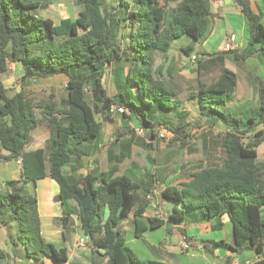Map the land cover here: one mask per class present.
I'll list each match as a JSON object with an SVG mask.
<instances>
[{
  "label": "trees",
  "instance_id": "obj_1",
  "mask_svg": "<svg viewBox=\"0 0 264 264\" xmlns=\"http://www.w3.org/2000/svg\"><path fill=\"white\" fill-rule=\"evenodd\" d=\"M238 3L247 21L249 44L259 43L258 52L264 56L263 17L249 0ZM78 4L76 20L57 21L40 13L41 1L0 0V144L8 152L0 156L22 163L20 179L0 182V226L16 229V238L7 239L13 256L22 247L27 257L37 261L48 258L60 264L69 259L68 247L45 239L39 200L29 190L49 176L59 184L63 200L76 201L84 235L94 246L106 249L105 264H163L141 259L120 230L130 216L137 237L146 230L139 220L155 196L152 184L143 187L125 174L110 180L108 172L93 171L74 180L66 168L73 163L78 145L101 135L99 118L112 121L118 115L111 111L115 105L124 108L120 115L138 120L137 128L152 141L165 139L157 119L162 113L178 112L183 100L155 78V54L169 51L184 35L202 39L210 30L211 0H120L114 7H107L104 0H79ZM118 60L127 63L123 78L128 88L111 95L106 76ZM10 63L22 69L20 89L12 95L1 78ZM196 71L200 115L226 126L223 158L220 163L201 164L188 181L161 189V198L172 204L167 220L178 224L228 215L234 243L211 244L236 253L251 249L260 255L264 251V161L258 148L264 143V129H255L264 126V81L255 115L244 117L231 106L237 74L226 66L224 52L199 53ZM57 74L68 79L67 95L59 101L52 96L41 109L27 95L26 84ZM166 118L170 124L166 128L179 134L180 128ZM44 120L50 128L49 141L30 150L33 131ZM127 131L131 129L118 130L116 140ZM187 136L178 135L176 140L186 145ZM140 188L148 202L139 205ZM66 214L61 218L65 227L70 213ZM147 218L152 228L166 222L156 216ZM10 256L0 245V264H8ZM252 264H264V259Z\"/></svg>",
  "mask_w": 264,
  "mask_h": 264
},
{
  "label": "crops",
  "instance_id": "obj_2",
  "mask_svg": "<svg viewBox=\"0 0 264 264\" xmlns=\"http://www.w3.org/2000/svg\"><path fill=\"white\" fill-rule=\"evenodd\" d=\"M24 1H41L42 5L39 8L40 13L45 17L55 18L57 21L65 19L63 17L66 14L68 15L66 18L72 20H76L77 18L75 7H79V0ZM249 1L253 10L261 14L264 21V0ZM211 10L210 30L202 39L195 41L191 37L184 35L173 43L169 51L157 52L155 54V64L153 68L155 78L171 90L177 98L183 100L178 112L170 114L162 113L157 119V125H160L161 130L165 133V139L161 140V142H167L168 147L172 149H176L173 146L177 148L187 147L188 144L191 143L190 140H192L190 137H194L191 133L194 129V124H200L201 122L199 121H203V123L208 124V135H214L213 138L219 140L223 151L222 137L226 132V126L216 118L202 117L199 112V101L195 96V91L197 90V71L196 63H192L190 58L192 54L198 55L202 52H224L226 66L237 74L235 100L231 102V106L235 107L237 115L244 117L254 116L260 104L259 86L260 82L264 81V56L258 52L260 47L259 43L249 44L248 25L238 0H211ZM47 12L50 13L48 14ZM54 15L59 18L57 19ZM231 34L236 35V48L227 51L224 47L229 41ZM190 47L192 48L190 54H186L184 49ZM11 64L17 66L18 70L22 73V69L18 64L10 63V65ZM126 64V61L123 60L115 61L112 64L111 72L108 76L114 83V92L110 90L107 83L111 95L124 92L128 88L123 78V69ZM183 72H187L188 74L192 73V80L190 83H178L179 79L175 75ZM57 75L64 76V74ZM167 75L168 78H166ZM117 114L118 115L115 116L112 121L105 119L109 122V131L104 129V123L99 118L102 122L101 135L76 147V155L73 157V163L66 168L69 176L77 180L88 171H93L97 174L108 172V179L110 180L119 178L125 174L130 176L134 181L144 185L143 187L152 184L155 192L154 197L156 198V200H154L155 198L152 197V200L159 203L160 206H163L164 211L161 214L162 216L167 214L168 217L172 211V204L161 198V189L169 184L180 185L188 181L192 172L203 163L178 164L177 166L173 165V167L159 165V159L155 154L151 153L156 149L155 146L147 143L148 149L144 157L139 154L143 149L137 144L130 145L128 147L129 149L124 151L121 143L124 142L128 136H131V138L137 136L138 132L136 128L138 126V120L135 118L128 119L122 114L120 115V113ZM166 117L172 119L171 125L174 128H180L179 134L175 132L177 135L188 134L186 137V145L181 146L180 142L176 140L177 135L172 134L174 131L166 128V124H169V120ZM110 128L113 129L112 132L116 131V136L118 130L131 129V132L127 131L118 141L115 139V142L119 144L113 143V147L109 148L105 145V142L108 138L110 141L113 140V137L110 136ZM259 129H264V126L262 124L257 125L255 130ZM169 133L174 135L172 141H167L166 135ZM170 142L172 143L170 144ZM30 145V150L44 147L40 145L31 148ZM165 146V144L161 143L159 149ZM133 151H135V156L132 155ZM258 152L260 159L264 161V143L260 145ZM0 154H8L6 150L1 149V144ZM128 155H130V157ZM137 156L143 158V161L139 162ZM130 161L132 162L129 163ZM160 166L163 168H159ZM21 177L22 163L20 160L3 159L0 156V182L17 180ZM48 179L50 180L48 181ZM45 180L49 182L48 186L49 190L52 189V194H60L59 184L49 176L38 180L36 187H38L41 181L43 182ZM36 187L35 189H37ZM32 189L33 187H29L31 192ZM35 194L38 197L36 191ZM52 194L49 195L50 203H47V207L42 212V202L41 199L38 198L39 211L43 235L45 236V230L52 231V237L55 240L54 243H57L58 246H66L69 248V259L60 264H105L108 260V256L105 255L106 251H102L100 247L94 246L81 229L77 215L78 206L76 201L71 198L62 199L60 204L63 205L58 209L55 205L53 206L51 204ZM137 195L140 198L139 205L148 202L144 188H140ZM148 204L146 216L139 220L141 225L147 227L146 230L142 232L141 236L137 237L135 235V226L132 222V216L120 227L127 245L135 252L138 251L142 254L148 261L163 264H244L247 260L255 261L258 258L264 259V251L260 255L251 249H245L241 253H236L231 249L224 247L216 248L211 244L213 241L221 240L229 244L234 243L233 223L228 215L215 216L208 220H191L178 224L166 220L165 224L152 228L149 226L147 217L156 216L160 219H163V217H161V215H155L152 211L150 213L151 203ZM66 213H70V215L67 216V227L64 226L61 219L63 216L67 215ZM159 229L166 230L167 234L164 230L163 232L161 230L162 233L160 235H154L153 233L155 231L157 232ZM169 235H173L174 239L168 238ZM81 236L86 237L87 241L84 244L79 242V237ZM184 236H186L193 245L188 250L184 249L180 244ZM54 240H52V242ZM4 249L9 251L11 255L10 259H8V264H27L28 259L22 247L17 248V254L15 256H13L10 249ZM235 256L239 257L238 262H234ZM228 258H230V260L227 262ZM41 263L56 264L48 258H45Z\"/></svg>",
  "mask_w": 264,
  "mask_h": 264
},
{
  "label": "rangeland",
  "instance_id": "obj_3",
  "mask_svg": "<svg viewBox=\"0 0 264 264\" xmlns=\"http://www.w3.org/2000/svg\"><path fill=\"white\" fill-rule=\"evenodd\" d=\"M66 1V0H63ZM120 2V0H104V3L107 7H114L115 5H117ZM81 8V6H76L75 9V14L78 16V12L79 9ZM48 14L50 12H47ZM57 19L59 18L58 16H55ZM68 17V15H64L63 18ZM181 68V67H180ZM21 75L22 73L20 72V70H18V67L11 64L9 65V69L6 73H4L1 78L2 80L5 82L6 86L8 87V91L9 94L12 95L14 94L17 90L20 89L21 86ZM179 81L178 83H190V81L192 80V73H187V72H183V73H178L175 75ZM166 78H168V75L166 76ZM67 77L61 76V75H54L51 77H47V78H37V79H30L27 84H26V93L27 95L34 100V102L36 104H38L40 106V108L42 109L43 105H45L46 102H49L52 98V96H54L53 101H59L62 97H65L67 95ZM108 86L110 88V90L112 92H114V83L112 80H110L109 76H107L106 79ZM40 110H38L39 112ZM101 119V118H100ZM104 123V129L108 130V124L109 122L106 121L105 119H101ZM201 122L200 124H194V129L193 131H191V133L194 135L191 136L190 138L192 140L190 144H188L187 147L185 148H177L176 146H173L176 149H172L170 147H168L167 142H161V141H152L148 135L146 134L145 130H141L140 128H136L138 134L135 138H131V136H128L124 142H122V148L124 151L128 150L129 146L132 144H137L140 148L143 149L142 152H139L140 155H142L144 157L145 153L147 152V144H152L155 146L156 149H154L151 153L155 154L156 157L159 159V165H167L166 167H173V165H185V164H196V163H200L202 162L204 165H209V164H215V163H220L222 158H223V151L221 149V144L219 142V140H217L216 138H213L214 135H208V124L203 123V121H199ZM113 129L110 128V136L113 137L112 141H110V139L108 138V140L105 142L106 146L109 148H112V144L116 143L115 139H116V131L112 132ZM109 131V130H108ZM107 131V132H108ZM163 133V135H165L164 131L161 130ZM172 134H176L175 132ZM171 133H169L167 136V141H172V139L174 138V135H172ZM177 135V134H176ZM180 136V135H179ZM49 137H50V128L47 125V122L44 120L40 123V125L33 131V140L32 143L30 145V147H36V146H46L47 142L49 141ZM178 137V135H177ZM118 143V142H117ZM116 143V144H117ZM147 143V144H146ZM161 143L165 144V147H162V149H159V145H161ZM172 142H170L171 144ZM119 144V143H118ZM205 146V148H204ZM261 151H262V147H261ZM129 153L131 154V152L129 151ZM132 155L135 156V151L132 152ZM130 157V155H128ZM139 158V162L143 161V158H141L140 156H137ZM164 157V158H162ZM162 158V159H161ZM129 160V159H127ZM161 160V161H160ZM132 161H130L129 163H131ZM161 162V163H160ZM88 165V163H87ZM159 168H163V167H159ZM50 179H48L49 181ZM49 182L45 181H41L38 184V187H36L37 189L33 188L32 192L35 193V191L38 194V198L41 199V212L45 210V208L47 207V203H50V194H52V189L49 190V186H48ZM59 195V193H55L52 194V205L56 208H60L62 207V205L60 204V201H56L55 198H57ZM159 195V194H158ZM160 196V195H159ZM155 198V197H154ZM153 199V198H152ZM152 199H149V203H151V208L149 210V212L151 213L154 212L155 215H161V217H163L164 220H167V214L162 216V212L164 211L163 206L160 204L157 207V212L156 210L153 208V204H152ZM156 200V198L154 199ZM158 213V214H157ZM162 229H159L157 232L155 231L153 234L154 235H160ZM166 232V230H164ZM164 232V234H165ZM52 231H46L45 230V239L47 241H52L54 240L52 237ZM167 234V232H166ZM11 236H14L16 238V229L14 227V225H11L9 227H2L0 226V245L4 248L7 249H11L9 245H7V239ZM168 238H173V235H169ZM174 239V238H173ZM55 242V240L53 241ZM132 245H134L133 243H131ZM56 245H58L56 243ZM137 250V249H136ZM137 255L143 259V260H147L145 257H143L142 254H140L138 251H136ZM28 259L27 264H43L39 261H37L36 259H32L29 257H26Z\"/></svg>",
  "mask_w": 264,
  "mask_h": 264
},
{
  "label": "built area",
  "instance_id": "obj_4",
  "mask_svg": "<svg viewBox=\"0 0 264 264\" xmlns=\"http://www.w3.org/2000/svg\"><path fill=\"white\" fill-rule=\"evenodd\" d=\"M235 41H236V35L235 34H231L230 37H229V41L225 44V47H224L225 50L231 51V50L235 49L236 48L235 47ZM190 58H191L192 63H196V60H197V55L196 54H192L190 56ZM111 111L113 113H123L124 112V108L123 107H118V106L115 105V106L112 107ZM140 129L143 130L142 128H140ZM160 135L163 136V133H160ZM19 160L21 162V159H19ZM151 202L153 204V208L157 212L158 211L157 210L158 203L155 202V201H153V200ZM86 241H87L86 240V237H84V236L79 237V242L80 243L84 244ZM180 244H181V246L184 249H187V250L190 249L193 246L192 243H191V241L186 236H184L181 239ZM238 261H239V257H236L235 256L234 262H238ZM252 263H253L252 260H247V261L244 262V264H252Z\"/></svg>",
  "mask_w": 264,
  "mask_h": 264
},
{
  "label": "water",
  "instance_id": "obj_5",
  "mask_svg": "<svg viewBox=\"0 0 264 264\" xmlns=\"http://www.w3.org/2000/svg\"><path fill=\"white\" fill-rule=\"evenodd\" d=\"M63 199L62 195L59 194L57 198H55L56 201H61ZM102 251H106L105 248H101Z\"/></svg>",
  "mask_w": 264,
  "mask_h": 264
}]
</instances>
